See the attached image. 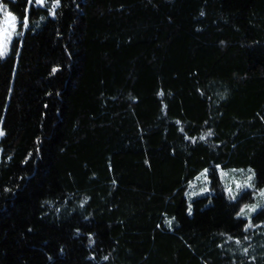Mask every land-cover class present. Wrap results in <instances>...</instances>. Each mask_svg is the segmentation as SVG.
<instances>
[{"label":"trees","instance_id":"1","mask_svg":"<svg viewBox=\"0 0 264 264\" xmlns=\"http://www.w3.org/2000/svg\"><path fill=\"white\" fill-rule=\"evenodd\" d=\"M0 1V264H264V0Z\"/></svg>","mask_w":264,"mask_h":264},{"label":"rangeland","instance_id":"2","mask_svg":"<svg viewBox=\"0 0 264 264\" xmlns=\"http://www.w3.org/2000/svg\"><path fill=\"white\" fill-rule=\"evenodd\" d=\"M18 33V19L0 1V55L7 54ZM0 133L2 129L0 128ZM2 135H0L1 138ZM219 175L225 182L228 191L233 197L244 196L249 200L245 203L241 217L250 220L259 210L264 208V191L256 188L253 169H219ZM210 178L208 170L201 172L190 184L188 200L194 197L207 195Z\"/></svg>","mask_w":264,"mask_h":264},{"label":"snow or ice","instance_id":"3","mask_svg":"<svg viewBox=\"0 0 264 264\" xmlns=\"http://www.w3.org/2000/svg\"><path fill=\"white\" fill-rule=\"evenodd\" d=\"M37 3L42 4V3H43V0H37ZM0 135H3V133H0ZM169 223H170V222H169Z\"/></svg>","mask_w":264,"mask_h":264}]
</instances>
